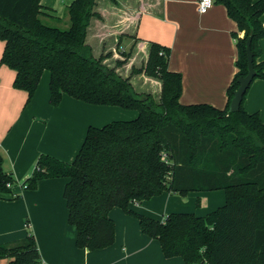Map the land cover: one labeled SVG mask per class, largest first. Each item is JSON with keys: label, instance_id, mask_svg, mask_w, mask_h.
<instances>
[{"label": "trees", "instance_id": "trees-1", "mask_svg": "<svg viewBox=\"0 0 264 264\" xmlns=\"http://www.w3.org/2000/svg\"><path fill=\"white\" fill-rule=\"evenodd\" d=\"M96 1L73 0L65 9L69 25L60 29L42 20L61 19L41 0H0L4 44L0 64L15 72L12 86L25 91L27 101L47 71L52 107L67 95L91 105L137 112L133 120L89 126L71 163L40 155L22 182L25 189H34L42 179L67 178L63 198L77 248L94 251L112 245L109 212L119 208L137 219L143 234L159 242L165 258L180 257L186 264H264V125L257 113L243 108L249 87L239 109L228 111L238 79L247 73L248 39L253 80H264V60L258 61L264 0H214L237 26L232 33L237 72L223 109L179 103L181 76L168 70L170 49L165 46L149 42L145 62L131 72L159 81L157 99L138 92L129 77L117 73L124 60L109 67L103 63L105 56L95 57L86 34L90 20L100 18L94 10ZM121 55L127 59L130 52ZM2 165L0 154L1 196L16 183ZM214 190L225 192V202L202 217L170 213L158 221L128 207L163 192ZM2 259H8L7 264H37L40 254L31 231L17 243L0 245Z\"/></svg>", "mask_w": 264, "mask_h": 264}, {"label": "crops", "instance_id": "crops-1", "mask_svg": "<svg viewBox=\"0 0 264 264\" xmlns=\"http://www.w3.org/2000/svg\"><path fill=\"white\" fill-rule=\"evenodd\" d=\"M56 1L60 0H41V4L56 16ZM72 1H67L63 12ZM94 10L100 18L90 20L86 43L95 57L105 56L103 63L109 67L124 60L116 71L129 77L138 92L159 93V86L152 90L150 83L159 85L158 80L131 73L145 62L148 43L154 42L170 49L168 70L181 76L180 104L225 107L227 89L237 72V47L232 36L237 26L223 5L214 3L200 14L197 0H97ZM260 22L264 28V14ZM3 46L0 40V57ZM258 46V61H262L264 38ZM129 52L127 59L121 55ZM14 76L13 70L0 64V154L3 170L11 173L16 182L9 194L0 195V245L23 240L29 230L40 254L37 264H186L180 257L165 258L159 242L143 234L137 219L119 208L109 212L114 223L112 245L94 251L77 248L76 230L67 221L63 198L67 178L42 179L34 189L20 188L40 155L71 163L89 126L100 127L112 118L133 120L137 112L91 105L67 95L62 96L57 107H52L47 71L27 101V93L12 86ZM243 108L249 114L257 113L264 125V80H253ZM224 202L223 190L190 191L184 195L163 192L147 201L131 202L128 207L162 221L170 213L202 217ZM0 262L7 264L8 259Z\"/></svg>", "mask_w": 264, "mask_h": 264}, {"label": "water", "instance_id": "water-1", "mask_svg": "<svg viewBox=\"0 0 264 264\" xmlns=\"http://www.w3.org/2000/svg\"><path fill=\"white\" fill-rule=\"evenodd\" d=\"M245 53H246V60H247V73L245 76H242L238 79V87L236 90L233 92V97L230 101L228 111L230 113L236 112L239 109L240 103L242 101V97L244 93L246 92L247 88L251 84L255 72L253 69V57L252 53L250 50V39L246 41V48H245Z\"/></svg>", "mask_w": 264, "mask_h": 264}, {"label": "rangeland", "instance_id": "rangeland-1", "mask_svg": "<svg viewBox=\"0 0 264 264\" xmlns=\"http://www.w3.org/2000/svg\"><path fill=\"white\" fill-rule=\"evenodd\" d=\"M67 1L68 0H60V1H56V7H53V9H55V11H56V16H58V17H60V21H56V20H52V19H50V18H42V20L44 21V23H46L47 25H51V26H56V27H58V28H60V29H66L67 27H68V25H69V22H68V16H67V14H66V12H63L64 11V8H65V5H66V3H67ZM64 14V15H63ZM62 16L64 17V18H62ZM120 45H118V47H119ZM150 83H151V86H154L153 88H152V90L153 89H155L156 87L158 88V84L157 83H152V81H150ZM158 91H159V88L157 89ZM155 95V99H157V97H158V95L157 94H154ZM117 108V107H116ZM111 121H118V119H115V118H112V119H109L108 121H106V122H103L102 124H100L101 126L102 125H105V123H109V122H111ZM120 121V120H119ZM100 126V127H101ZM1 262H3V261H1ZM0 262V264H3V263H1Z\"/></svg>", "mask_w": 264, "mask_h": 264}, {"label": "built area", "instance_id": "built-area-1", "mask_svg": "<svg viewBox=\"0 0 264 264\" xmlns=\"http://www.w3.org/2000/svg\"><path fill=\"white\" fill-rule=\"evenodd\" d=\"M213 4H214V0H197V11L200 14H203V13L207 12L212 7ZM166 159H167V155H166V153H163L162 154V160H164L166 162ZM19 185H20L21 189L26 188V184L21 183Z\"/></svg>", "mask_w": 264, "mask_h": 264}]
</instances>
